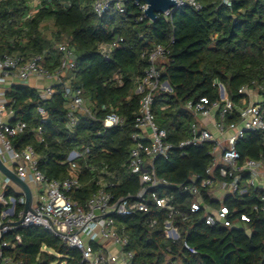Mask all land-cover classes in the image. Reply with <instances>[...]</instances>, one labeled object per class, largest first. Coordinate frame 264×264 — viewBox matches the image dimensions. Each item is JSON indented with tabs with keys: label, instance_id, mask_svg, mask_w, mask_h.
Listing matches in <instances>:
<instances>
[{
	"label": "trees",
	"instance_id": "obj_1",
	"mask_svg": "<svg viewBox=\"0 0 264 264\" xmlns=\"http://www.w3.org/2000/svg\"><path fill=\"white\" fill-rule=\"evenodd\" d=\"M199 1L201 10L182 7L171 20L159 15L151 22L147 18L139 21L143 13L133 0L126 3L124 15L112 7L102 17L93 12V0H39V8L30 18L26 16L33 11L31 0H0V55L19 53L30 58L47 52V64L54 68L59 64L57 44L67 43L77 57L72 84L83 89L95 113L94 118L81 117L70 128L62 86L56 87L52 98L41 101L38 90L14 84L5 95L7 109L14 112L11 123L23 121L28 126L13 141L15 150L33 147L39 157V170L49 179L64 180L69 175L65 162L70 154L79 146H90L92 154L86 164L118 172L121 182L113 189L115 195L136 193L138 177L123 165L129 161L141 99L135 94L136 82L147 67L141 55L156 44L171 50L169 60L161 66V82H167L172 91L157 90L153 106L157 124L168 131L169 140L188 138L196 118L186 105L202 98L219 101V85L239 108L249 99L240 90L248 87L259 96L264 111V0H230L228 4L223 0ZM49 22L54 25L51 36L45 34ZM119 39L123 42L106 58L100 46ZM117 74L122 83L115 80ZM108 106L118 107L126 121L123 128H102L107 113L104 108ZM39 108L47 113L46 122ZM39 128L43 141L37 136ZM209 149L191 148L186 156L175 153L167 160L158 159L157 174L183 184L210 165ZM237 151L241 162L259 160L264 156V133H248L237 143ZM81 178L84 187L74 196L84 203L96 186L90 182L87 169ZM171 192L179 211L175 219L181 233L179 242L166 239L162 213L155 227L147 224L150 215L114 217L120 233L129 237L125 250L133 253L130 264H264V216L253 211L263 192L250 190L247 195L226 200L230 208L250 215L248 230L207 226L202 213L189 212L190 198L186 194L176 188ZM7 196L18 195L8 190ZM2 210L0 204V213ZM16 235L21 243L15 248H1L4 241L14 242ZM184 240L197 254L184 249ZM6 259H10L7 264H83L79 250L37 227H20L0 239V264Z\"/></svg>",
	"mask_w": 264,
	"mask_h": 264
},
{
	"label": "built area",
	"instance_id": "obj_2",
	"mask_svg": "<svg viewBox=\"0 0 264 264\" xmlns=\"http://www.w3.org/2000/svg\"><path fill=\"white\" fill-rule=\"evenodd\" d=\"M174 1L179 3L177 8L202 9L199 0ZM127 2L128 0H93L92 9L97 17H102L112 7L124 15ZM223 2L228 4L230 0ZM136 4L140 5L143 13L139 21H143L147 18V5ZM30 8L37 10L39 0H31ZM162 15L171 20L173 10ZM29 17L30 14L26 16ZM121 42L123 39L103 44L100 51L109 58ZM56 54L59 56V64L54 68H49L47 64V58L50 57L47 52L30 58L19 53L0 55V86L9 80L22 83L48 80L51 84L36 89L41 101L52 98L56 87L62 86L67 108L65 117L68 126L73 128L81 117H95L94 105L86 98L82 88L72 84V72L77 62L74 50L62 42L57 44ZM170 55L169 47L158 44L141 55L147 61V67L143 77L136 82L135 94H140L141 99L135 114L129 161L123 165L124 169L138 177L139 189L136 193L123 196H116L113 192L121 182L117 171H111L106 166L86 164L85 161L92 154L90 146H79L70 154L65 162L69 170L66 179L47 178L39 170V157L33 147L15 150L13 141L24 134L28 126L23 121L11 123L14 112L7 109L6 90L0 91V158L21 180L29 184L33 195L31 210L25 213V195L0 172V176H3L0 180L4 183L0 194V204L3 207L0 213V239L20 227H37L52 233L69 248L79 250L83 264H130L133 253L125 250L129 237L120 233L114 217L150 215L147 224L155 227L159 224L158 217L162 213L166 239L172 243L179 242L181 233L175 220L179 211L175 195L171 192L173 188L180 189L190 198L189 212L202 213L207 226L248 230V224L252 221L250 215L230 208L226 200L247 195L250 190L264 193V156L259 160L241 162L237 151V143L248 133H264L263 108L252 99L255 93L248 87L240 90L249 99L244 100V106L239 108L227 97L226 90L222 95L223 86L219 85V101L211 102L202 98L186 105V109L196 118L190 127L188 138L176 142L169 140L168 131L157 124L153 106L157 90L171 92L161 82V66L169 60ZM115 80L122 83L119 74ZM104 111L107 112L101 122L104 130L125 126L126 121L120 116L118 107L108 106ZM38 112L46 122L47 113L44 109L39 108ZM234 116H237L236 120H229ZM37 136L43 141L42 128L37 130ZM204 146L210 147L208 153L212 158L204 172L192 174L183 184L169 182L157 174L155 163L158 159L167 160L175 153L186 156L189 149ZM85 169L90 172V182L96 186V191L81 203L74 195L84 187L81 177ZM8 190H13L18 196H7ZM19 208L22 210L19 211ZM253 211L264 216V196L259 204L253 206ZM19 221L21 223L15 226L14 223ZM19 243L21 237L16 235L14 242L4 241L1 248H15ZM113 246H118L119 250L111 252ZM183 247L189 253L197 254L196 249L186 240L183 241ZM8 262L10 259L5 260V264Z\"/></svg>",
	"mask_w": 264,
	"mask_h": 264
},
{
	"label": "water",
	"instance_id": "obj_3",
	"mask_svg": "<svg viewBox=\"0 0 264 264\" xmlns=\"http://www.w3.org/2000/svg\"><path fill=\"white\" fill-rule=\"evenodd\" d=\"M136 3H144L147 5V9L145 10V15L147 19H149L151 22H155L159 15L164 14L165 12L169 10H173V14L179 9L177 8V5H179L178 2L174 0H133ZM164 86H166L169 91H172L170 85L166 82L164 83ZM225 94V88H222V95ZM0 172L3 176L10 179L13 184H15L25 195L26 197V205L24 212L27 213L29 210H31V206L33 203V195L31 188L29 184H27L25 181L21 180L16 173L8 168L1 160L0 158ZM21 221L14 223L15 226L19 225Z\"/></svg>",
	"mask_w": 264,
	"mask_h": 264
},
{
	"label": "crops",
	"instance_id": "obj_4",
	"mask_svg": "<svg viewBox=\"0 0 264 264\" xmlns=\"http://www.w3.org/2000/svg\"><path fill=\"white\" fill-rule=\"evenodd\" d=\"M48 24H53L52 22H49L47 23L46 25ZM14 84H23V85H26V86H29L31 88H34V89H41V88H44L46 87L47 85L51 84L50 81L48 80H45V79H39V80H31L27 83H22L18 80H9L8 82H6L4 85H1L0 86V91L2 90H8L11 86H13ZM253 99L256 101V102H259L260 101V98L258 95L255 96L254 94V97ZM2 120L6 121V118H3ZM4 186V183L2 180H0V194L2 193V188ZM111 248V247H110ZM119 250L118 246H113V248L111 249V252H117Z\"/></svg>",
	"mask_w": 264,
	"mask_h": 264
},
{
	"label": "rangeland",
	"instance_id": "obj_5",
	"mask_svg": "<svg viewBox=\"0 0 264 264\" xmlns=\"http://www.w3.org/2000/svg\"><path fill=\"white\" fill-rule=\"evenodd\" d=\"M30 6H31V2H30ZM36 10H33L32 13H30V17L31 15L35 12ZM29 17V18H30ZM45 34L48 35V36H51V33L54 31V25L53 24H48L45 26ZM256 96V94H255ZM1 179H3V176L1 175L0 176ZM39 187V186H38ZM40 188V187H39Z\"/></svg>",
	"mask_w": 264,
	"mask_h": 264
}]
</instances>
